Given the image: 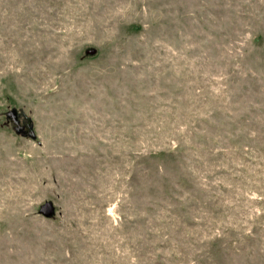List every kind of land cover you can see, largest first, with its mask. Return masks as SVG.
I'll return each mask as SVG.
<instances>
[{
    "label": "rangeland",
    "instance_id": "374dc122",
    "mask_svg": "<svg viewBox=\"0 0 264 264\" xmlns=\"http://www.w3.org/2000/svg\"><path fill=\"white\" fill-rule=\"evenodd\" d=\"M0 264H264V0H0Z\"/></svg>",
    "mask_w": 264,
    "mask_h": 264
},
{
    "label": "water",
    "instance_id": "95a60500",
    "mask_svg": "<svg viewBox=\"0 0 264 264\" xmlns=\"http://www.w3.org/2000/svg\"><path fill=\"white\" fill-rule=\"evenodd\" d=\"M86 52L87 54H91L95 52V49L90 48ZM5 119L11 121V123L14 124L13 129L16 134H20L21 136L24 135L32 139L36 138L33 124L28 116L23 114V122L19 123L17 108L11 107L9 110H7V112L5 113ZM39 208V211L45 216H50L54 212L53 204L50 201H45Z\"/></svg>",
    "mask_w": 264,
    "mask_h": 264
},
{
    "label": "flooded vegetation",
    "instance_id": "af4514ba",
    "mask_svg": "<svg viewBox=\"0 0 264 264\" xmlns=\"http://www.w3.org/2000/svg\"><path fill=\"white\" fill-rule=\"evenodd\" d=\"M21 123H22V121H21ZM24 129H25V127H24Z\"/></svg>",
    "mask_w": 264,
    "mask_h": 264
}]
</instances>
